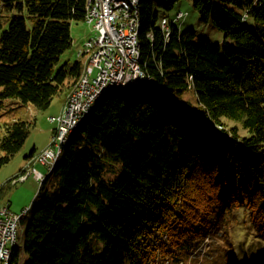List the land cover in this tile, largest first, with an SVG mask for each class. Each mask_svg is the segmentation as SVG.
<instances>
[{"label":"trees","instance_id":"16d2710c","mask_svg":"<svg viewBox=\"0 0 264 264\" xmlns=\"http://www.w3.org/2000/svg\"><path fill=\"white\" fill-rule=\"evenodd\" d=\"M88 1L0 0V111L11 97L46 110L75 86L85 63L57 65ZM177 1L140 0L150 81L105 97L71 134L10 264H194L213 227L222 245L204 264H235L238 232L264 236V0H191L221 42L174 23L166 36L159 11ZM30 126L6 125L0 169Z\"/></svg>","mask_w":264,"mask_h":264},{"label":"rangeland","instance_id":"374dc122","mask_svg":"<svg viewBox=\"0 0 264 264\" xmlns=\"http://www.w3.org/2000/svg\"><path fill=\"white\" fill-rule=\"evenodd\" d=\"M179 11L184 13V17L176 19V15ZM164 17L180 29H195L199 35L209 38L212 42H221L225 39V33L223 31H220L211 23L205 24L200 20V16L191 0H179L175 2L174 6L169 11L160 9L159 25H161ZM248 23L251 24L252 21L249 20ZM72 35L74 38L73 46L64 53L62 60L57 65L58 68L68 59L72 62L76 60H81L84 63L87 62V55H80V52L85 49L86 41L95 36L93 25L86 23V21H74L72 24ZM95 74L96 71L94 75ZM72 88L56 95L50 107L46 110H40L31 103L26 105L21 99L11 97L5 100V107L0 111V139L5 134L6 125L14 120L22 118L31 124L29 137L22 149L0 169V189L4 188L3 192L0 194V201L2 203H9L11 210L16 213L21 214L26 206L33 205L40 188V182L34 173H31L23 181H16V179L18 180V177L25 172V169L32 161L28 163L26 154L30 152L36 143L38 147V153L35 155L36 157L52 143L57 122H52L50 117L60 115L68 95L67 93H69ZM117 92L122 91L118 90L115 93ZM185 97L195 100L194 91H187ZM225 120L229 126L235 123L228 119ZM240 132L242 134L246 133L242 128ZM3 155L4 153L0 150V157ZM118 165L120 166V163H118ZM34 166L44 174L48 171V168L38 161L33 167ZM121 171L120 167L117 175L113 178H117ZM32 208L31 206L30 212L27 213L29 216L32 212ZM27 214L22 216L23 220H21L18 225V246L22 244L24 229L29 218V216H26ZM245 227H247L245 228L246 230L238 232L236 236V244L234 245L235 264H264V236L255 232L252 227ZM221 236V228L213 227L204 231V236L201 238L197 249L191 254L192 258L197 260L194 264H204L203 259H205V256L206 258H212L213 255L217 253L218 245H222ZM222 252H224L223 249ZM217 264H220V262H217Z\"/></svg>","mask_w":264,"mask_h":264},{"label":"built area","instance_id":"2783aa9c","mask_svg":"<svg viewBox=\"0 0 264 264\" xmlns=\"http://www.w3.org/2000/svg\"><path fill=\"white\" fill-rule=\"evenodd\" d=\"M96 11H102V18H95L94 11L90 24L98 35V49L89 64L87 79L68 93L60 115L50 117L52 122H57L52 143L34 157L16 181L25 180L31 173L38 179L41 171L33 167V162L38 161L45 166L51 160L59 140H62L69 125L80 116L93 93L114 83L130 84L144 77L134 65V29L137 20H129L119 5H112V0H98ZM118 18H126V25H118ZM15 216L16 212L11 210L10 204L0 201V264H3L6 245L12 238Z\"/></svg>","mask_w":264,"mask_h":264},{"label":"bare ground","instance_id":"6f19581e","mask_svg":"<svg viewBox=\"0 0 264 264\" xmlns=\"http://www.w3.org/2000/svg\"><path fill=\"white\" fill-rule=\"evenodd\" d=\"M112 5H119L125 13V16L129 20H137V24H135L134 29V40H135V47H134V65L136 70L139 74H142L144 77L137 78L136 81L131 82L130 84L127 83H114L108 87H105L98 92L93 93L92 99L89 101L88 104H85L83 107L80 116L74 120L72 124L69 125L67 128L64 137L62 140H59V144L57 149L54 151L53 157L51 160L46 163V167L48 171L44 174L42 171L38 176V181L40 182V188L44 182V180L48 177V175L52 174L57 163L60 160L61 155L63 154V150L66 147L69 137L71 134L77 130L83 123L88 119L90 114L96 109L98 104L107 96L114 94L116 91H136L143 85L149 83L150 78L146 75L145 71L142 69L140 64V55H141V43L139 38V29L141 23V8H140V0H112ZM98 9V0H89L87 5V13L85 20L86 23L90 24V19L94 16L95 11V18H102V11H96ZM182 11L176 15V19H181L184 17V14H181ZM118 25H126V18H118ZM162 28L164 29L166 36L170 35V22L169 20L164 17L162 19ZM95 31V30H94ZM98 49V35L95 32V36L87 40L85 43V49L80 52V55L86 54L87 55V62L84 66V71L79 78L78 82L73 86L72 90L77 89L80 86V83L87 79V74L89 71V64L93 60L95 52ZM68 94V93H67ZM228 137V134H225ZM39 188V189H40ZM31 206L25 207L23 213H16V216L13 219V226H12V238L6 245V251H4V260L3 264H10L11 256L13 250L15 249L16 245H18V225L22 219L24 214L29 213Z\"/></svg>","mask_w":264,"mask_h":264},{"label":"crops","instance_id":"0c3cea01","mask_svg":"<svg viewBox=\"0 0 264 264\" xmlns=\"http://www.w3.org/2000/svg\"><path fill=\"white\" fill-rule=\"evenodd\" d=\"M74 39V38H73ZM63 58V57H62ZM69 60V59H68ZM67 60V61H68ZM38 147L36 146V143L34 144L33 148L30 150L28 154H26L28 163L34 159L35 155L38 153ZM37 161L33 162V165H35ZM28 165V164H27ZM35 167V166H34Z\"/></svg>","mask_w":264,"mask_h":264}]
</instances>
